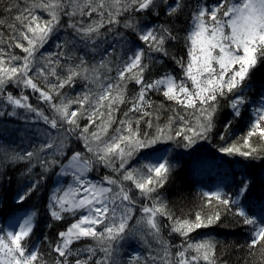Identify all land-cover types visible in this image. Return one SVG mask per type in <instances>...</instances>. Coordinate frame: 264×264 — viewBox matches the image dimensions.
Segmentation results:
<instances>
[{
	"label": "snow or ice",
	"instance_id": "1",
	"mask_svg": "<svg viewBox=\"0 0 264 264\" xmlns=\"http://www.w3.org/2000/svg\"><path fill=\"white\" fill-rule=\"evenodd\" d=\"M187 7L185 0H23V4L8 9L17 14L8 25L12 34L7 38L0 34V117L19 115L17 110L23 109L27 114L35 113V119L43 120L59 135L53 137L45 131L47 142L31 151L0 148V166L24 161L30 165V173L35 161L42 169L39 178L18 196V203L38 190L55 166L61 169L58 177H72L67 186L58 180L59 186L49 197L53 220H73L57 233L54 244L49 242L57 254L54 264H123L118 254L128 239H138L144 252L133 253L127 264H220L217 242L195 237L197 230L221 221L220 206L250 226L249 254L259 249L264 256V215H249L241 203L250 189L249 181H242L231 195L221 190L204 192L205 204L194 218L177 216L160 195L175 165L167 155L157 154L156 146L176 140L178 145L182 141L183 147L191 148L206 139L222 99L227 100L233 119L241 117L250 102L246 94L249 81L264 65V0H198L191 6L181 36L174 20ZM160 9L173 22L149 27L137 19L146 12L159 16ZM121 24L132 33L131 41L118 31ZM105 28L107 31H102ZM62 30H71L72 37L61 39ZM114 31L121 42L119 54L109 44L99 62L90 64L84 55H75L78 45L95 52L101 39L106 41ZM181 39L186 58L170 56L168 43ZM52 41H56V51L42 52ZM153 54L170 56L182 75L167 71L147 79L152 64L158 62ZM112 56L114 60L109 59ZM113 71L115 76L110 75ZM80 81L86 83L75 97L62 91ZM129 82L139 86L131 97ZM9 86L21 88L20 94L8 91ZM24 89L39 93L38 99L49 106L52 115L31 104ZM152 92L175 102L184 114L173 109V115L161 125L163 103L155 104ZM128 104L131 106L118 118L120 106ZM252 111L243 144L221 147L220 152L264 158V94ZM81 120L87 123L82 126ZM231 124L229 120L225 128ZM77 132L84 151L65 157L67 163L57 159L68 147L67 136ZM253 137L261 143L254 146ZM142 155L147 162L136 165L135 160ZM101 166L110 173L95 181L87 178ZM204 207L208 211H203ZM35 217V212L28 211L0 227V264H47L39 248L29 244ZM134 219L135 223H130ZM164 230L179 236L180 243L173 244L163 235ZM77 243L81 246L75 247Z\"/></svg>",
	"mask_w": 264,
	"mask_h": 264
},
{
	"label": "trees",
	"instance_id": "2",
	"mask_svg": "<svg viewBox=\"0 0 264 264\" xmlns=\"http://www.w3.org/2000/svg\"><path fill=\"white\" fill-rule=\"evenodd\" d=\"M171 2L172 0H169V3ZM185 2L189 7L185 8L184 12L174 20L175 27L181 36L184 35L187 20L190 19L191 6H194L198 0H185ZM17 3L23 4V0H0V21H3V23H0V34H3L5 38L12 34V30L8 25L14 22V17L17 14L16 10L8 11V9ZM159 12V16L147 12L141 13L138 14L137 19L140 20L141 24H147L149 27L165 21L173 22L165 16L163 9H160ZM102 31L106 32L107 28ZM118 31L123 32L130 41L134 38L129 30L122 27V24L118 27ZM59 36L61 39L71 38V30H62ZM55 43L56 41L50 42L41 51H56ZM120 43L114 31L107 37L106 41L103 38L101 39L100 43L96 45L95 52L91 48L86 51L83 45H78L74 53L76 56L84 55L85 59L91 64L100 61L105 54L104 50L109 48V44L113 45L116 53L119 54L121 50ZM137 43L143 46L142 42L137 41ZM183 43L182 39L179 43L170 41L167 45L170 56L175 54L177 57L184 56L186 58V50L183 47ZM13 51L23 54L20 49H13ZM170 56L164 57L162 54H153L154 60L158 62L152 64L151 70L146 74V78L151 80L167 71L173 72L178 77L181 76L180 68ZM109 59L114 60L115 57L112 56ZM145 62L147 63L148 61L145 60ZM110 75L115 76V72L113 71ZM52 80L55 82V78H52ZM84 83L86 82L80 81L73 88L66 87L62 91L69 97H75L77 93L83 91ZM138 90V85L134 82H129L127 89L129 97ZM8 91H11L14 95H19L21 88L9 86ZM23 91L29 96L31 104L44 109L47 115H52L49 106L38 99L39 93H34L31 89H24ZM246 94L250 102L247 108L242 109L241 117L235 119H233L232 110L227 105V100L222 99V106L214 118L212 131L206 139L197 141L191 148L183 147L182 141L178 145L176 140L162 142L156 146L157 150L165 149V155L175 165L168 182L160 190V195L166 200L170 210L177 216L194 218L196 211L201 210L205 204L204 192L221 190L223 193L231 195L236 192L244 180L250 182V189L246 198H241L242 206L249 212V215H255L257 218L264 215V158L253 159L239 155L229 156L219 151L221 147H226L233 143L243 144V137L247 134L253 120L251 106L264 94V65L255 70L249 81ZM150 98L157 105L163 103V108L159 111V123L161 125L167 123L169 117L173 115V109H177L181 114H184L183 110L178 108L175 102L167 101L161 93L152 92L150 93ZM130 106V104L121 105V110L117 112V117H122ZM73 107H76V105H73ZM7 110L11 111L12 109L9 107ZM17 112L19 115L0 117V148L15 149L18 152L31 151L33 146L39 147L42 142H47L43 135L45 131L51 133L53 137L59 135L56 129L50 128L43 120L35 119V113L27 114L23 109H18ZM25 116H28V119H25ZM185 116L189 118L186 114ZM229 120L232 121V124L226 129L225 124ZM80 123L83 126L87 121L81 120ZM178 124L179 122H177L176 126ZM65 128H67V125H65ZM149 131H154V129ZM78 135L79 132L75 135L67 136L65 143L68 147L64 149V155L57 156V159L64 160L67 163L65 157L71 156L76 151H84L83 141L77 139ZM222 136L224 137L223 139L221 138ZM260 143L258 137L252 138L254 146ZM146 155L136 159L135 164L139 165L147 162ZM33 165L30 173L28 171L30 165L24 161L0 166V227L5 226L6 222L19 212H35L34 234L29 244L39 248L43 260L47 264H54L57 254L53 252L49 242L51 241L54 244L57 239V233L64 230L73 220L71 217L63 221L53 220L48 211L49 197L52 191L59 186L58 180L64 186H67L71 182L72 177H58L57 173L61 169L59 166H55L46 174L50 178L42 182L38 190L31 193L25 201L18 203V196L24 194L42 172V169L35 161H33ZM106 173H110V170L101 166L98 170L90 172L87 178L94 181L99 180ZM203 211H208L207 207H204ZM220 211L222 213L221 221L211 228L197 230L195 237L197 239L211 238L217 242L216 255L220 264H264V256L261 255L259 249L255 251L254 255L249 254L247 244L250 239V226L244 225L240 217L233 215L231 212H226L223 206H220ZM139 215L140 213L137 211L136 216ZM163 222L165 224L168 223L166 218H164ZM130 223L134 224L135 219ZM163 235L173 244L178 245L180 243L181 238L176 234L169 235V232L164 230ZM84 243H91V241H85ZM80 246V243L75 245V247ZM143 252L144 248L138 239H128L122 242L118 259L123 264H127L128 258L133 253L142 254Z\"/></svg>",
	"mask_w": 264,
	"mask_h": 264
},
{
	"label": "rangeland",
	"instance_id": "3",
	"mask_svg": "<svg viewBox=\"0 0 264 264\" xmlns=\"http://www.w3.org/2000/svg\"><path fill=\"white\" fill-rule=\"evenodd\" d=\"M254 106H255V102L252 104V106H251V113H252V115H253V108H254ZM157 154H160V155H165L166 154V151H165V149H161V150H157ZM155 162V161H154ZM25 212L23 211V212H19V213H17L15 216H13L11 219H9L7 222H6V224H5V226L6 225H8L15 217H19V216H22L23 214H24Z\"/></svg>",
	"mask_w": 264,
	"mask_h": 264
}]
</instances>
